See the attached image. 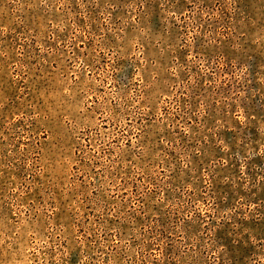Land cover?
Wrapping results in <instances>:
<instances>
[{
    "label": "rangeland",
    "instance_id": "obj_1",
    "mask_svg": "<svg viewBox=\"0 0 264 264\" xmlns=\"http://www.w3.org/2000/svg\"><path fill=\"white\" fill-rule=\"evenodd\" d=\"M0 264H264V0H0Z\"/></svg>",
    "mask_w": 264,
    "mask_h": 264
}]
</instances>
